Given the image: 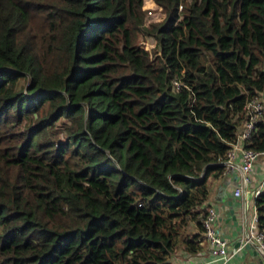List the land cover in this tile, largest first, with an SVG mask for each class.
I'll return each mask as SVG.
<instances>
[{
  "label": "trees",
  "instance_id": "16d2710c",
  "mask_svg": "<svg viewBox=\"0 0 264 264\" xmlns=\"http://www.w3.org/2000/svg\"><path fill=\"white\" fill-rule=\"evenodd\" d=\"M0 0V264H169L249 137L264 0ZM152 36V51L138 35ZM264 233V188L254 198Z\"/></svg>",
  "mask_w": 264,
  "mask_h": 264
},
{
  "label": "crops",
  "instance_id": "0c3cea01",
  "mask_svg": "<svg viewBox=\"0 0 264 264\" xmlns=\"http://www.w3.org/2000/svg\"><path fill=\"white\" fill-rule=\"evenodd\" d=\"M259 96L264 101V90ZM238 156L237 153L236 163ZM252 177V183L241 194L234 193L238 181L236 169L224 170L219 175L210 174L207 178L209 193L205 206H212L216 210V227L232 251L226 264H264L263 253L254 244H245L242 240L254 212L256 214L253 192L264 179V154L254 160ZM169 264H221V259L212 253L207 240H203L201 249L195 254L186 252L182 247L177 248Z\"/></svg>",
  "mask_w": 264,
  "mask_h": 264
},
{
  "label": "built area",
  "instance_id": "2783aa9c",
  "mask_svg": "<svg viewBox=\"0 0 264 264\" xmlns=\"http://www.w3.org/2000/svg\"><path fill=\"white\" fill-rule=\"evenodd\" d=\"M248 120L239 134V140L249 137L255 122L258 120L261 113H264V101L258 97H253L246 104ZM238 153L239 161L235 162L236 154ZM264 154V150H257L246 148L238 140L231 143V147L226 152L224 160L225 171L233 170L238 173V181L235 188V194H241L247 185L252 183V166L257 156ZM264 188V179L254 189V198ZM216 210L212 206L205 207V215L202 220L203 224V237L210 244L211 251L214 255L221 259V264H226L228 258L232 255V251L228 249L227 240L221 236L218 228L216 227ZM245 244L252 243L264 255V233L259 230L257 217L254 212L249 224L246 227L245 235L242 238Z\"/></svg>",
  "mask_w": 264,
  "mask_h": 264
},
{
  "label": "rangeland",
  "instance_id": "374dc122",
  "mask_svg": "<svg viewBox=\"0 0 264 264\" xmlns=\"http://www.w3.org/2000/svg\"><path fill=\"white\" fill-rule=\"evenodd\" d=\"M143 8L146 14L145 22L147 23V25L151 22L159 21L162 19L163 10L161 9L160 6L154 3L153 0H143ZM137 41L138 43H140V45H143L145 48L149 49L150 51H152L153 46L156 43V40L152 36L149 35L144 36L141 34L138 35Z\"/></svg>",
  "mask_w": 264,
  "mask_h": 264
}]
</instances>
